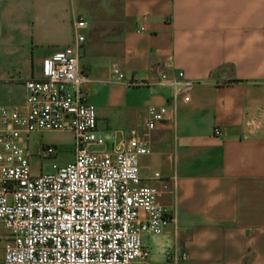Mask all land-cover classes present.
I'll return each instance as SVG.
<instances>
[{
	"label": "crops",
	"instance_id": "obj_1",
	"mask_svg": "<svg viewBox=\"0 0 264 264\" xmlns=\"http://www.w3.org/2000/svg\"><path fill=\"white\" fill-rule=\"evenodd\" d=\"M76 18L85 24L74 31ZM75 34L108 147L141 137L148 106L166 107L138 169L146 185L176 176L158 202L177 231L142 237L149 264H171L170 248L185 254L176 264H264V0H0V105L22 106L23 82L40 80ZM177 72L193 83L186 103L172 105L168 87L126 85ZM7 239L0 223V264Z\"/></svg>",
	"mask_w": 264,
	"mask_h": 264
},
{
	"label": "built area",
	"instance_id": "obj_2",
	"mask_svg": "<svg viewBox=\"0 0 264 264\" xmlns=\"http://www.w3.org/2000/svg\"><path fill=\"white\" fill-rule=\"evenodd\" d=\"M76 18L73 30L84 26ZM83 41L75 34L70 46L42 62V78L23 82L20 107L0 105V223L8 233L1 264H149L143 236H158L166 226L176 234L173 211L159 204L173 194L176 176L146 185L140 180L138 158L150 154L144 137L165 119V106H148L140 123L141 137L130 132L122 144L108 147L96 131V115L86 102L87 77L78 67ZM114 82L122 75L110 70ZM127 86L157 85L171 89V103H186L193 83L177 72L158 74L154 84L130 81ZM39 131L69 133L71 160L33 174L26 144ZM219 137V128L212 130ZM22 142V143H21ZM57 149L44 146L39 160L55 158ZM171 264L184 260L174 249L164 251Z\"/></svg>",
	"mask_w": 264,
	"mask_h": 264
},
{
	"label": "rangeland",
	"instance_id": "obj_3",
	"mask_svg": "<svg viewBox=\"0 0 264 264\" xmlns=\"http://www.w3.org/2000/svg\"><path fill=\"white\" fill-rule=\"evenodd\" d=\"M25 145L31 154L29 164L33 174L39 172V169L41 173H49L52 171V165L56 167L64 166L70 161V157L72 156V139L70 134L65 132H34L28 136L26 144L22 143V147H25ZM44 146L55 147L57 149L55 158L50 160H39L37 153Z\"/></svg>",
	"mask_w": 264,
	"mask_h": 264
}]
</instances>
